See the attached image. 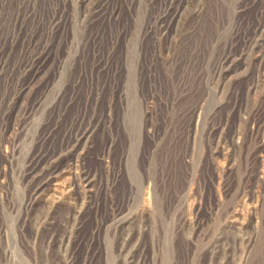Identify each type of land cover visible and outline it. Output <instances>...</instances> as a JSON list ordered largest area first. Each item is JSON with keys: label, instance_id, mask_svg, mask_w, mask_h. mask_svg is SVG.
Listing matches in <instances>:
<instances>
[{"label": "rangeland", "instance_id": "374dc122", "mask_svg": "<svg viewBox=\"0 0 264 264\" xmlns=\"http://www.w3.org/2000/svg\"><path fill=\"white\" fill-rule=\"evenodd\" d=\"M0 264H264V0H0Z\"/></svg>", "mask_w": 264, "mask_h": 264}]
</instances>
